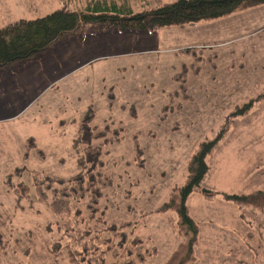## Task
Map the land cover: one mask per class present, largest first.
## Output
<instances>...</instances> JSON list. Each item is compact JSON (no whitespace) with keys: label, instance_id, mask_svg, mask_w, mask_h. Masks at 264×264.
<instances>
[{"label":"rangeland","instance_id":"1","mask_svg":"<svg viewBox=\"0 0 264 264\" xmlns=\"http://www.w3.org/2000/svg\"><path fill=\"white\" fill-rule=\"evenodd\" d=\"M94 1L96 0H0V25L18 18L42 16L62 4L69 8H83ZM115 1L137 11L174 0ZM257 8L258 6L240 9L229 16L242 15L245 11L256 13ZM246 24L249 26L239 24L242 28L239 26L238 30L235 29V36L230 34L228 42L195 47L196 58L192 53H187L193 64H185L187 67L182 65L187 69L185 80L190 78L187 85L184 83L183 90L181 81L174 78L177 74L181 76L182 66L173 73L172 79L176 87L168 93V89L152 84L142 86L141 94H138L140 100L136 103L147 100V104L153 102L156 107L150 109L146 104H141L133 118L109 97L111 90L105 91L101 96L90 94L84 87L83 92L77 94L87 98H77L75 94L65 102L62 101L65 92L61 93L60 89L55 112L62 114L60 124L64 120L68 124L55 132V143L49 139L50 134L38 132L40 128L36 122L32 126H19L6 124L9 119L0 120V232L3 237L0 244V264H71L62 245L66 243L65 235L58 229L61 218L50 208L48 200L36 199L31 174L38 171L66 178L79 171L77 163L83 146L76 144L78 124L89 106L94 112L92 124L97 129L105 126L116 130L122 128L121 139L106 145L107 168L112 172L113 182L104 190L98 206L105 208L104 218L107 222L132 223L133 230L136 229L145 243L143 247L155 250L154 255L140 264L150 263L153 257L159 260L158 264H164L179 241L175 227L177 215L173 210L161 212L163 223L170 228L174 237L172 240L170 236H162L156 244L152 239L153 230L147 221L154 215V210L168 200L173 185L183 183L187 160L181 164L168 159L176 150L168 144L169 137L174 133L176 137L185 139L181 140L183 145H191L186 154L188 158L203 137L213 136L228 110L249 97L264 92V20H261L258 13L253 18L252 26L250 23ZM221 25V21H200L185 26V30L219 33L218 30L221 29L218 27ZM93 29L95 28L88 30L87 27H82L77 33H70L55 44L75 38L76 41H70L73 48L83 36L94 34L96 30ZM223 34L225 33H220L219 37ZM81 57V53L72 54L70 60L77 63ZM157 68L158 66L155 70ZM8 78L10 77L7 76L4 80ZM9 87V94L0 93V104L5 99L7 106L12 104L20 110L27 99H23L24 95L15 89V84ZM56 90L58 85H55ZM145 92L147 96L143 95ZM164 97L167 101L158 110L157 105ZM125 98L128 100L122 101L126 102V108L133 106L127 94ZM176 98H180L181 102L172 101ZM172 102L175 107L169 112H162L165 116L162 119V108L169 103L172 105ZM183 104L192 112L171 124V113L179 112L183 109ZM0 114L6 115L8 110L0 109ZM28 132L32 134H27ZM29 137L33 138L41 155L35 148L28 149ZM134 143L141 149L143 166H138L134 160ZM26 150L28 152L24 156ZM185 150V146H181L177 152L183 153ZM212 170L210 181L207 179ZM257 189H264V102L231 121L229 131L211 155L208 176L193 192L206 198L204 190H209L211 196H220L216 192L249 193ZM191 198L187 201V205L191 207L188 209L189 215L193 219L201 217L204 214L203 208L197 200L194 202ZM216 200L222 199H214V210L211 212L210 205L211 214L208 212L207 221L210 220L219 229L208 228V224L201 223L191 253L180 264H264V208L246 205L239 208L230 201L228 205H224ZM84 206L85 201L78 204L82 212L85 211ZM129 206H132V210L128 209ZM142 213H146L145 223L141 221ZM184 239L186 243L188 236ZM183 256L182 252L180 259Z\"/></svg>","mask_w":264,"mask_h":264},{"label":"trees","instance_id":"2","mask_svg":"<svg viewBox=\"0 0 264 264\" xmlns=\"http://www.w3.org/2000/svg\"><path fill=\"white\" fill-rule=\"evenodd\" d=\"M262 4L264 0H174L137 11H133L124 3L119 5L115 0H96L83 8H69L62 4L42 16L18 18L0 25V70L19 61L32 60L36 55L46 52L56 41L82 27H87L88 30L95 28L94 34L105 32L109 28L142 31L146 28L185 27L200 21L216 20L237 10ZM182 52L192 53L195 57L196 48L188 47ZM182 70L183 77L178 74L174 77L181 81V90L185 88L184 77L187 69L182 66ZM109 97L112 98L110 94ZM263 102L264 92L251 96L228 110L213 136L203 137L188 156L184 165L183 183L173 185L168 200L163 201L154 210V213L159 214L173 210L177 215L175 227L179 241L164 264H180L191 253L198 225L189 215L186 199L208 176L211 155L229 131L231 121L237 116L247 114L252 107ZM173 106L175 107L173 103L166 104L161 114L169 112ZM129 111L130 116L135 117L132 105L129 106ZM162 117L165 118L164 115ZM93 118L94 112L89 106L78 124L76 144L83 146L77 163L79 171L66 178L33 171L31 180L35 196L38 200H48L50 208L60 216L58 229L65 235L66 243L62 245L71 264H140L150 255H154L155 250L143 247L145 243L136 229L133 230L132 223L107 222L104 218L105 208L98 206L104 190L113 182L112 172L107 168L106 145L121 139L122 128L116 130L114 127L105 126L97 129V126L92 124ZM27 144L28 149L35 148L38 154H42L40 149L35 147L32 137L27 138ZM135 146L134 160L138 166H143L141 149L137 143H134ZM27 152L26 150L24 156ZM262 191L264 189L249 193L221 194L226 201L239 208L243 205L264 208ZM204 194L207 197L212 195L209 190L204 191ZM82 201H85L84 212L78 207ZM128 209L132 210V206ZM145 215L146 213H142V223H145ZM187 236L185 243L184 238ZM2 239L0 232V244ZM182 252L184 258L180 259Z\"/></svg>","mask_w":264,"mask_h":264},{"label":"crops","instance_id":"3","mask_svg":"<svg viewBox=\"0 0 264 264\" xmlns=\"http://www.w3.org/2000/svg\"><path fill=\"white\" fill-rule=\"evenodd\" d=\"M257 9L256 13L245 11L242 15L237 14L216 19L215 22H222V25L218 27L221 29L218 30L219 33L203 30L194 32L185 30L186 27L179 28L176 26L146 28L142 31L109 28L105 32L83 36L78 43L73 45V48L70 41H76L75 38L57 44L54 43L46 52L36 55L32 60L19 61L0 70V93L9 94V85L15 84V89L21 95H24V100L27 99L26 104L20 106V110H18L19 107L12 106L11 103L10 107L7 106L5 99H2L3 103L0 104V109L8 110V114H0V120L9 119L6 124L19 126H32L36 122L40 128L38 132L50 134L48 135L49 139L55 143V132L59 127L63 128L68 124L65 120L63 124H60L59 122L63 120L61 118L62 114L57 113L58 111L55 112L60 89L61 93L65 92L64 95L67 96L62 95V101L65 102L69 101L70 96L75 94L77 98H87L77 94V92H83L84 87L88 89L90 94L96 93L101 96L105 91L111 90L110 95L113 98V102H116L118 107L122 108L127 114L129 112L128 115L131 117L129 108H126V102L122 101L124 99L128 100L125 98V94H127L132 101L136 116V109L141 104H146L150 109L153 106L156 107L153 102L147 104V100L136 103L138 99L140 100L138 94H141L142 86L152 84L168 89L166 91L168 93L170 89L176 87V83L172 79L173 73L179 71L182 65L193 64L192 60H189V55L182 52L183 49L228 42L229 39L227 37L230 34L235 36V29L238 30L239 26L240 29L242 28L239 24L247 25L246 23H250L252 26L253 18L258 13H260L261 20H264V4L258 6ZM220 33L225 34L220 38ZM223 38L224 40H220ZM55 45H57L56 48ZM79 53L82 54L80 61L73 63L70 60V56ZM156 64L158 68L155 70ZM7 76L10 78L4 80ZM189 82L190 78H187L186 85ZM55 85H58V90L56 91ZM143 95L147 96V93L145 92ZM44 99L47 100L41 101ZM179 99H172V101L181 102ZM166 101L167 99L164 97L160 104L157 105L158 110ZM13 107H16V109L12 110ZM182 108H185V110L180 109L179 112L171 113V124L175 123V121L178 122L180 117H187L192 112L188 111L186 104H183ZM55 125H57V128H55ZM156 126L158 127V125ZM185 131L187 132L186 129ZM29 132L27 134H32ZM172 134L173 136L169 137L170 143L168 144L171 145V148H176V150L171 154V158L168 159H171L172 162L175 160L177 163L181 162L183 164L187 159L186 154L191 145H183L181 140L185 139L176 137L174 133ZM181 146H185L186 149L183 153L177 152V149ZM212 173L213 170L207 180L211 181ZM216 193H220V196L205 198L203 195L192 192L186 199V205L189 197H192L191 201L195 202L197 200L199 206L203 208L204 214L206 212V215L203 214L201 217L194 218L199 228L200 224L204 223L205 225L208 224V228L219 229L210 220L207 221L210 205H212L211 212L214 210L213 203L215 198L222 199L216 200L217 203L228 205V201L221 194L222 192ZM187 207L188 209L191 208L188 205ZM153 214L151 218H148L147 223L153 230L151 232L155 244L162 236H170L173 240V233L163 223V215L159 213ZM238 224L242 225L239 222ZM204 228H207V226ZM153 258L150 263L146 264L159 263L158 259Z\"/></svg>","mask_w":264,"mask_h":264},{"label":"water","instance_id":"4","mask_svg":"<svg viewBox=\"0 0 264 264\" xmlns=\"http://www.w3.org/2000/svg\"><path fill=\"white\" fill-rule=\"evenodd\" d=\"M204 191H206V190H204Z\"/></svg>","mask_w":264,"mask_h":264}]
</instances>
